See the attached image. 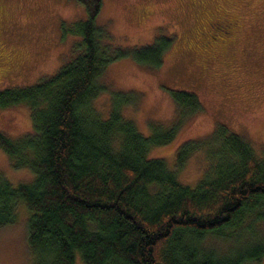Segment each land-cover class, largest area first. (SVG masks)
<instances>
[{
	"label": "trees",
	"instance_id": "1",
	"mask_svg": "<svg viewBox=\"0 0 264 264\" xmlns=\"http://www.w3.org/2000/svg\"><path fill=\"white\" fill-rule=\"evenodd\" d=\"M77 1L85 18L64 26L80 38L75 56L34 84L0 91V108L26 104L32 121L18 138L0 130V149L35 175L19 186L0 179V227L25 204L37 264H75L77 255L85 264H263L264 148L218 125L183 142L174 169L149 157L204 111L200 96L172 91L174 120L150 123L149 136L122 113L134 93H112L108 114L97 110L92 101L107 90L98 78L110 63L132 57L159 67L172 39L122 46L98 23L103 0ZM198 151L208 169L185 186L178 172Z\"/></svg>",
	"mask_w": 264,
	"mask_h": 264
},
{
	"label": "rangeland",
	"instance_id": "2",
	"mask_svg": "<svg viewBox=\"0 0 264 264\" xmlns=\"http://www.w3.org/2000/svg\"><path fill=\"white\" fill-rule=\"evenodd\" d=\"M85 16L77 0H0V91L34 84L71 60L80 38L64 26ZM98 23L122 46L148 45L159 36L170 37L172 45L159 67L132 57L110 63L98 78L107 90L92 101L97 110L107 115L112 93L132 92L134 103L122 113L149 136L150 123L174 120L172 91H193L204 106L173 142L152 147L149 157L174 169L179 146L209 137L218 125L264 148V0H103ZM0 130L12 138L31 132L29 107L0 108ZM208 164L203 151L194 153L179 181L195 187ZM34 177L28 168H14L0 149V179L19 186ZM30 216L20 203L17 220L0 227V264H37L27 243ZM75 264H85L80 255Z\"/></svg>",
	"mask_w": 264,
	"mask_h": 264
},
{
	"label": "flooded vegetation",
	"instance_id": "3",
	"mask_svg": "<svg viewBox=\"0 0 264 264\" xmlns=\"http://www.w3.org/2000/svg\"><path fill=\"white\" fill-rule=\"evenodd\" d=\"M210 26H211V30H213V24H210ZM231 31H232V30H231ZM228 33H230V31H229ZM219 40H220V39L214 41L213 43H216V42L219 41Z\"/></svg>",
	"mask_w": 264,
	"mask_h": 264
}]
</instances>
